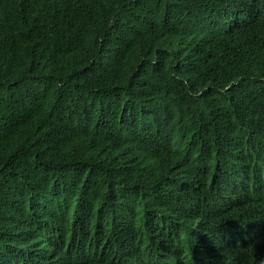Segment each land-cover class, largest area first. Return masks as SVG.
<instances>
[{"label":"trees","instance_id":"trees-1","mask_svg":"<svg viewBox=\"0 0 264 264\" xmlns=\"http://www.w3.org/2000/svg\"><path fill=\"white\" fill-rule=\"evenodd\" d=\"M0 264H264V0H0Z\"/></svg>","mask_w":264,"mask_h":264}]
</instances>
